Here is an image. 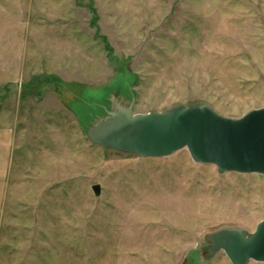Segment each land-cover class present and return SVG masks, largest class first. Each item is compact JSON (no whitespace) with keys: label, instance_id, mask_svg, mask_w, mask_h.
I'll return each instance as SVG.
<instances>
[{"label":"rangeland","instance_id":"1","mask_svg":"<svg viewBox=\"0 0 264 264\" xmlns=\"http://www.w3.org/2000/svg\"><path fill=\"white\" fill-rule=\"evenodd\" d=\"M201 104L264 107V0H0V264H233L213 236L256 230L264 174L90 136Z\"/></svg>","mask_w":264,"mask_h":264},{"label":"water","instance_id":"2","mask_svg":"<svg viewBox=\"0 0 264 264\" xmlns=\"http://www.w3.org/2000/svg\"><path fill=\"white\" fill-rule=\"evenodd\" d=\"M109 115L90 130L93 141L106 147L140 157H167L188 148L195 161L222 172L264 174V107L239 118L222 116L206 104L147 114L117 106ZM93 189L100 193V185ZM211 246L213 252L223 249L233 264L264 262V220L251 234L223 229Z\"/></svg>","mask_w":264,"mask_h":264}]
</instances>
